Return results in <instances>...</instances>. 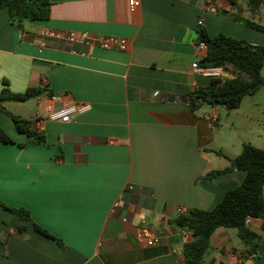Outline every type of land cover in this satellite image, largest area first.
<instances>
[{
  "label": "crops",
  "instance_id": "0c3cea01",
  "mask_svg": "<svg viewBox=\"0 0 264 264\" xmlns=\"http://www.w3.org/2000/svg\"><path fill=\"white\" fill-rule=\"evenodd\" d=\"M137 1L52 0L50 18L23 29L0 7V90L3 79L14 92L44 89L2 105L31 122L40 117L35 128L47 137V144L19 146L28 136L0 107V128L14 140L0 141V200L31 216L0 209V264H181L192 234L173 223L180 209H212L245 179L232 163L243 144L264 148V110L258 116L243 108L251 101L261 110L264 96L255 97L264 86L233 109L192 110L185 100L215 79L193 71L206 55L200 27L211 36L256 37L231 16H252L248 5L215 0L219 11L211 12L206 0ZM53 31L122 37L127 48L86 47L49 36ZM71 99L92 108L69 122L47 117L48 106ZM140 219L162 243L143 242ZM248 226L258 234L255 254L236 228L220 227L207 264H264L263 219Z\"/></svg>",
  "mask_w": 264,
  "mask_h": 264
},
{
  "label": "trees",
  "instance_id": "16d2710c",
  "mask_svg": "<svg viewBox=\"0 0 264 264\" xmlns=\"http://www.w3.org/2000/svg\"><path fill=\"white\" fill-rule=\"evenodd\" d=\"M228 1L232 5H238L240 0ZM246 3L255 12L264 4V0H246ZM4 6L10 10L12 24L23 29L26 22L49 19L52 0H0V7ZM231 16L236 22L264 33V24L243 16L239 11ZM199 32V40L207 45L206 55L200 64L223 66L233 76L215 78L210 86L190 92L185 100L192 110L205 104L224 105L230 109L239 107L248 95L255 94L264 86V44L223 32L211 36L203 27H200ZM43 92L42 87H29L25 91L14 92L7 79L2 81L0 107L12 117L18 131L28 136L26 142L18 143L21 147L47 144L46 134L32 126L31 121L7 111L2 103L9 100L25 102ZM0 141L14 142L2 128ZM232 163L246 172L245 179L239 186L226 191L223 199L212 209L191 208L179 213L173 220L179 228L192 234V239L184 244L181 264H207L206 254L211 248V236L220 227L236 228L239 238L247 246V251L250 254L257 252L258 234L250 229L246 219L248 216L259 217L264 222V148L244 143L241 153L232 158ZM230 170L232 167L213 170L202 179L210 181ZM0 209L17 214L20 219L31 220L30 212L22 207L16 208L0 200ZM34 227L63 244L61 239L39 224L34 222Z\"/></svg>",
  "mask_w": 264,
  "mask_h": 264
},
{
  "label": "built area",
  "instance_id": "2783aa9c",
  "mask_svg": "<svg viewBox=\"0 0 264 264\" xmlns=\"http://www.w3.org/2000/svg\"><path fill=\"white\" fill-rule=\"evenodd\" d=\"M138 3L137 0H130V4L135 6ZM207 10L211 12H218L219 8L215 3V0H206ZM200 24H202V20H200ZM49 36L55 37L58 39H63L67 42L83 45L86 47L92 46H101L103 48H119L126 49L127 48V40L122 37L117 36H99L93 37L90 34L83 32L78 34L77 32H60L53 31L47 32ZM200 49L206 50L207 45L204 41H199L198 43ZM193 71L195 73L213 77V78H225L229 73L223 66H202L200 62L196 61L193 63ZM156 95L159 92L155 93ZM92 106L88 102L78 101V100H68L65 102L63 106L58 109H53L51 106L47 107V117L50 120L61 121V122H69L76 115L87 113L91 110ZM40 117L35 119L32 122V126L40 128ZM181 212H184L183 209H180ZM253 217L248 216L246 219L247 223H250ZM140 228H141V238L143 242L148 246H156L163 241V236L153 229H151L147 224L145 219H140Z\"/></svg>",
  "mask_w": 264,
  "mask_h": 264
},
{
  "label": "rangeland",
  "instance_id": "374dc122",
  "mask_svg": "<svg viewBox=\"0 0 264 264\" xmlns=\"http://www.w3.org/2000/svg\"><path fill=\"white\" fill-rule=\"evenodd\" d=\"M242 3V7L244 6H247V3H246V0H240ZM240 13L243 12V10H239ZM248 15H252V16H247V17H250L252 19H254L255 21L257 22H260L262 24H264V4L259 8L257 9L255 12H252V11H247ZM241 24V23H240ZM244 28H247V30H250L252 28H249V27H246L245 25L241 24ZM252 32H255L256 33V37H252V36H246L245 39L247 40H250L252 42H255L257 41V43L259 44H264V33L261 32V31H258L256 29H252ZM260 36L261 38H258L257 37ZM256 39V40H255ZM262 74L264 75V67L262 69ZM263 95L264 96V91L258 93L255 97V98H260V96ZM245 110H249V111H253L254 114L256 115H261L262 114V109L264 110V100H263V106L260 107V111H258V108L256 106L253 105V103H251V101H248V104L247 105H244L243 107ZM260 120L264 119V116H260ZM257 129H259V127H256Z\"/></svg>",
  "mask_w": 264,
  "mask_h": 264
}]
</instances>
